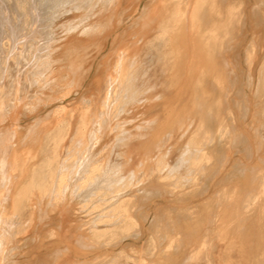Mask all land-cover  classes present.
Returning <instances> with one entry per match:
<instances>
[{
	"label": "rangeland",
	"instance_id": "rangeland-1",
	"mask_svg": "<svg viewBox=\"0 0 264 264\" xmlns=\"http://www.w3.org/2000/svg\"><path fill=\"white\" fill-rule=\"evenodd\" d=\"M38 2L45 75L0 108V264H264V0ZM122 53L137 89L105 112Z\"/></svg>",
	"mask_w": 264,
	"mask_h": 264
},
{
	"label": "bare ground",
	"instance_id": "bare-ground-1",
	"mask_svg": "<svg viewBox=\"0 0 264 264\" xmlns=\"http://www.w3.org/2000/svg\"><path fill=\"white\" fill-rule=\"evenodd\" d=\"M38 1H40V0H27L26 6L21 8L20 4H19V0H12L11 6H8V4L5 1L0 0V77H1L0 78V100L2 103L0 105V108H7L8 106H10V104L12 102H14V104H16V102H19V104H20V101L23 99V96H21L19 93L21 91L24 92V90L28 89V87L30 86V82L33 81V80L30 81V78L36 77L39 75L40 76L45 75L42 72L38 73L36 71V68L38 66L37 64L39 63V59L42 56L40 57L41 50L39 49L38 46H36L35 43L38 42L39 39L43 40V37L45 38V36L47 35L46 30H47L48 25L50 24L49 21L51 19L49 20L47 5L46 4L40 5ZM95 4L94 3L92 4L93 7L95 6ZM51 7L53 8L54 6L51 5ZM211 39L215 40L214 37H212ZM47 44L48 43H46V45ZM46 45H45V47H46ZM44 50H47V49H44ZM128 60H129V57L125 53H122L119 56L118 62L116 65V72H115L116 77H107L106 86H104L105 91H104L103 99H102V108L105 110V112L107 111V109H110V107H108V104L110 103V101H109L110 98H112V97L114 98V96L119 94V92H127L128 93L129 91L137 89L136 87L132 86L131 83H132V80H134V78H136V76L138 75V69L130 68V64H129ZM136 62H137V60H136ZM8 78L11 81L7 85V83H4V82ZM126 98L123 97V99H126ZM110 104H112V102ZM11 106H12V104H11ZM113 106H114V104H113ZM104 110L102 111L103 113H104ZM85 161H86V159H85ZM14 162H15V160H14ZM78 164H79V162H78ZM84 166H85V163L79 164L78 170L76 171L77 175H79L81 173ZM61 167L63 169V165ZM91 167L92 166H90V168ZM50 168L53 169L54 164L50 165ZM100 171H101L100 174H102L101 166H98L95 169H92V171H90L88 173V175H90V176H89V178H87L88 181H86V183L87 182L88 183L95 182L96 178L98 177L97 173H99ZM86 173H87V171H86ZM67 175H68L67 173L64 174V178L60 182L61 184H64V182L66 180L65 177H67ZM38 176H40L41 178H39V180H36L35 176H34L32 178L31 185L32 186L35 185V186L44 188L47 184L43 179L44 173L41 172L38 174ZM81 176H83V175H81ZM11 178H12V176H11ZM108 180L105 179V181H103L102 183L108 182ZM75 181H76V179H75ZM79 181L80 180L78 178L77 182H79ZM98 189L99 188H97V191L101 192V189L100 190H98ZM44 191H46V190H44ZM262 191H264V189ZM95 196L96 195H92L90 198L93 199ZM253 198H254L253 201L251 199L252 202L257 201V197L253 196ZM87 200H88V198H87ZM247 201H248V199H247ZM251 204H248V206ZM252 206H253V204H252ZM119 208H127L126 203L120 204ZM0 213H1V211H0ZM4 215H5V213H4ZM7 220L9 221V219H7ZM11 222L13 223L12 220H11ZM87 230H88V228H87ZM102 232L103 231H98L97 228L92 229L93 235L96 236V238L99 240H101V238H99L97 236ZM96 238H94V239H96ZM171 246H172V244H170L168 247L170 248Z\"/></svg>",
	"mask_w": 264,
	"mask_h": 264
}]
</instances>
